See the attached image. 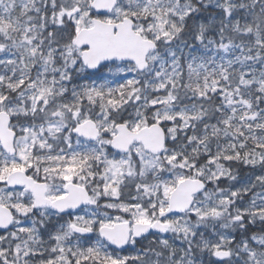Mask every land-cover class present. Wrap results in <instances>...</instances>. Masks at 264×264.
<instances>
[{"label": "snow or ice", "instance_id": "obj_1", "mask_svg": "<svg viewBox=\"0 0 264 264\" xmlns=\"http://www.w3.org/2000/svg\"><path fill=\"white\" fill-rule=\"evenodd\" d=\"M0 264H264V0H0Z\"/></svg>", "mask_w": 264, "mask_h": 264}]
</instances>
